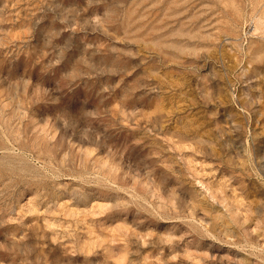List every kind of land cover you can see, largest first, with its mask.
<instances>
[{
  "label": "rangeland",
  "instance_id": "1",
  "mask_svg": "<svg viewBox=\"0 0 264 264\" xmlns=\"http://www.w3.org/2000/svg\"><path fill=\"white\" fill-rule=\"evenodd\" d=\"M0 264H264V0H0Z\"/></svg>",
  "mask_w": 264,
  "mask_h": 264
}]
</instances>
